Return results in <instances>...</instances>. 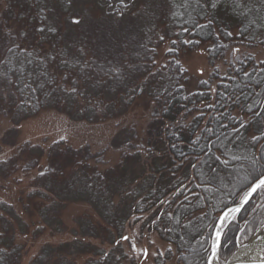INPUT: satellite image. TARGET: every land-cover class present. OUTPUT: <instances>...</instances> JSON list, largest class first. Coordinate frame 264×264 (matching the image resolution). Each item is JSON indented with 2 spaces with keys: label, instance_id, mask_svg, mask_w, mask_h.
Instances as JSON below:
<instances>
[{
  "label": "trees",
  "instance_id": "16d2710c",
  "mask_svg": "<svg viewBox=\"0 0 264 264\" xmlns=\"http://www.w3.org/2000/svg\"><path fill=\"white\" fill-rule=\"evenodd\" d=\"M71 1H7L6 39L0 51V102H15L16 108H12L14 127L5 132L6 137L12 139L14 130L23 126L30 129L31 137L57 139L49 150L47 171L54 154L73 165L71 172L76 176L79 169L99 173V166L108 162L112 145L122 138L123 144L121 139L115 147L123 151L120 167L130 155L145 166L152 179L143 176L142 184L129 188L126 195L133 196L129 210L117 221L119 228L113 234L72 237L67 230L58 229L38 238L26 235L28 245L17 255V264H24L26 258L31 264L44 247L53 251L49 264H62L64 259L69 264L85 260L86 264H108L110 250L120 249L126 242L128 248L123 253L133 256L136 264H167L172 256L173 264H207L217 216L237 204L255 182L253 178L264 173V0H162V24L153 31L156 40L143 56L122 53L97 62L111 73L110 80L117 74L113 67L141 68L145 78L131 84L130 93L122 87L115 96L104 89L111 86L105 73L88 70L91 58L82 52L87 47L82 36L73 34L77 36L74 43L84 45L75 54L70 43L57 39L56 31L47 25L44 4L51 2L69 12ZM83 1L102 4V17L107 10L108 15L120 18L121 6L135 0ZM191 56L196 66L195 84L189 78ZM145 79L155 85L138 91ZM138 98L145 102L133 103ZM124 107L127 110L121 117L130 115L131 124L110 126L107 131L111 134L99 151L90 154L83 150L90 144L86 140L81 148L68 145L69 130L81 134L83 141L84 136H90L85 134L87 128L110 121L106 113ZM121 133L124 135L119 137ZM137 136L143 137L142 143L134 141ZM130 146L137 151H129ZM7 153H0L1 162L12 161L14 154ZM23 154L28 155L26 150ZM154 157L165 164L153 166ZM23 167L16 165L7 176L13 178L20 172L28 178ZM42 176L47 177L45 173ZM259 196L260 190L225 227L217 252L220 264H225L236 244L249 240L263 222L264 205L257 208L256 203ZM124 230L130 233L126 240L119 236ZM74 244L81 249L72 255L59 254ZM149 244L151 258L150 251L144 258L143 249ZM83 245H92L93 252H85Z\"/></svg>",
  "mask_w": 264,
  "mask_h": 264
},
{
  "label": "rangeland",
  "instance_id": "374dc122",
  "mask_svg": "<svg viewBox=\"0 0 264 264\" xmlns=\"http://www.w3.org/2000/svg\"><path fill=\"white\" fill-rule=\"evenodd\" d=\"M7 1L8 0H0V51L6 39L3 36L5 31L3 29L6 28L4 25L5 22L8 21L6 18L7 16L4 14L7 7ZM164 8L165 5L162 0H135L128 5L125 4L124 6H121L123 17L118 18L112 14L108 15L106 9V15L105 17H102L104 15L102 4H99L96 1L86 2L83 0H72L69 12H62L56 7V5L52 6L51 2L44 4L42 12L45 15V19L48 23L47 25L50 28L55 29L57 39L61 40L62 38L66 43L68 41L72 47L71 50L75 54H79L84 45H76L74 42H76L75 40H77V36L73 37V34L75 35L76 33L77 35H81L87 46L86 50H83L82 52L83 54L86 53L87 56L92 59L89 60L91 65H87L88 70L97 74L105 73L110 80L111 73L107 71L105 67L103 68L101 64L97 65V62H102L103 60H101V58L103 57L118 56L122 53H128L133 58L143 56L148 45L151 46L153 44L152 42L156 40L153 39V31L162 24L161 18L164 14ZM55 9H58L59 11ZM73 17L78 18L80 23L73 24L71 22ZM261 25L263 26V24ZM72 30L74 32H71ZM68 34H71L72 37ZM93 60L96 61V64H93ZM121 66L113 67V70H116L117 74L110 81L108 80L111 83V86L109 88L108 86L104 88L108 89L106 91L107 94L111 92L112 96L117 95L122 87H126L129 91L131 84L141 78H145L143 73H141V68L139 66H134L132 69L128 68L126 65H124L123 68H120ZM188 67L190 81L195 84L196 77H194V74L196 66L194 63V57L192 56L189 59ZM122 74L126 76V80ZM154 85L155 82L153 80L145 79L136 89L139 91L144 87L145 89H148L149 86L152 87ZM1 93L6 96L5 91H2ZM137 102L141 104L145 101L138 98V100L133 103ZM15 104V102H0V111L4 112L3 116L6 117L10 114L13 116L12 108L15 107ZM119 110H122V108L111 109L106 113L107 115H105V117H110V121L97 125L92 124V126H94L91 129L87 128L88 131L85 134H89L90 136H84L83 141H81V134L69 130L66 137L68 138V145L71 148H81L80 146L83 144L85 145V142L89 141L90 144L82 149L90 152V154L95 153L94 151H99L100 145L107 142L109 135L111 134V132L109 133L107 131V129L111 130L110 126L117 127L116 125L118 124L121 125V127H127L129 126V123L131 124L132 117L130 115H127V117H121L125 110H127L126 107H124L122 111ZM110 115L115 116L113 117ZM20 120L21 119H18L17 121ZM1 123L0 126L2 125ZM10 124H6L7 128L10 127ZM37 125L38 123L32 128H35ZM82 126L83 125H78L80 129ZM85 128L86 127H84V129ZM3 130H5V127L2 129L1 133H3ZM22 133L23 131L21 130H14L12 133V139L6 137V134L4 133L2 136L0 134L1 144L11 146L10 154H14L11 158L12 161H7L6 163L0 161V178L7 177L12 171H15L16 169L13 167H16V165H23L24 167L21 168V170H27L24 171L25 174H30L29 170L36 168L37 165L43 167L40 171L45 169V160L41 162L45 153L44 149L41 152L37 144L33 143L31 140H24V134ZM130 133L132 134V132ZM123 135L124 133H121L119 134V137H122ZM142 138L143 137L137 136V140L134 141L142 143ZM40 139L46 142V140L40 136L37 138L35 137L36 141ZM121 139L122 138L117 139L115 143L118 145ZM128 140L131 141L130 139ZM123 141L124 140L122 139L120 145L123 144ZM117 145H112L114 148L111 149L110 154L107 156L108 162L105 163L106 165L103 163L99 166L98 169L100 171L98 170L99 173L97 174H94L92 171L79 169L76 171L78 172V176H76L74 172H71L73 170L71 166L73 165L65 162L64 158L53 154V160H50V165L48 167L50 168L48 172L51 173L47 177L48 185L46 188V191L49 194L51 193V195H48L39 189L38 192H40L41 195H38L39 198L33 203V213L31 219L28 221L22 217L19 218L22 215L20 212L17 215V212L14 211V204L6 205L0 203V264H17V255L20 254V250L23 248L24 244L28 245V242L24 239L26 233L29 232V229L36 228V233H30L28 235L30 237H41L42 233L43 235L48 233L52 234L56 230L62 229L67 230L72 237L97 235L101 238H106L107 235L111 233L113 234L115 229L119 228L117 226V221L126 216V212L129 210V203L131 202L130 199L133 198L132 195H126L127 191L129 188L132 190V188H137V186L142 184L143 176H145L148 181H150L149 179H152V176H149V174L146 173L147 170L145 169V166L139 160L130 159V155L125 156L126 159L121 163L122 165L120 167L118 161L119 156H122L123 151L116 149L115 147ZM29 147L31 148L29 149ZM23 150H26L28 155L23 154ZM63 150L64 148L61 149V151ZM129 151L136 152L137 149L130 146ZM98 153L99 152L96 154ZM162 161V158L154 157L151 162L153 163V166L156 165L158 168H161L163 164H165ZM158 183L159 182L155 183V185H158ZM243 196L244 194L241 196L240 200ZM256 203L258 206L257 208L264 205V191H260V196ZM88 206L91 208V211ZM22 214L25 215L26 213L22 212ZM60 216H62V218ZM218 217L219 215L217 218ZM229 220L230 219H228V221ZM158 226L160 227L161 225L158 224ZM130 229L131 227H128L127 230ZM121 233L122 235L119 236L130 238V233L128 231L124 230ZM262 233H264V220L254 233V236L249 240H242L236 244V248L228 258L227 262L232 259L233 255L239 250L242 249L243 253L249 251V243L257 234L261 235L257 242L260 241L262 251L257 248L259 245L256 242L257 246H254V251L249 257L256 260L264 259V236ZM72 237H70L71 239L66 237V240H72ZM214 238L215 233L213 228L210 240V250L215 240ZM127 244L129 243L126 242V244L122 245L120 249L116 248L114 251L110 250L108 264H112V262L113 264H136L133 256L123 253L124 248H128ZM82 247L85 252L90 253H92L94 249L92 245H83ZM80 249L81 246L79 247L74 244L73 246L71 245L65 248L64 251L61 249L59 254L66 252L72 255ZM151 249L152 246L150 244L147 245V248L143 249L142 254L144 255V258H148L149 251L151 258ZM40 250V254L31 261V264H49V262L52 261L53 251H48V247H44ZM242 258L248 257L243 255ZM174 259L175 257L172 256L167 264L175 263ZM23 262L24 264H28L29 258L24 259ZM86 262L87 260H85L83 264H86ZM62 264H69V262L64 259ZM216 264H220L218 260L216 261Z\"/></svg>",
  "mask_w": 264,
  "mask_h": 264
},
{
  "label": "flooded vegetation",
  "instance_id": "af4514ba",
  "mask_svg": "<svg viewBox=\"0 0 264 264\" xmlns=\"http://www.w3.org/2000/svg\"><path fill=\"white\" fill-rule=\"evenodd\" d=\"M3 115L0 116V123L2 122L1 123L2 125L0 126L1 127L0 128L1 136L3 133L5 134V132L7 130L14 127L13 126V120L15 119L11 114L7 115L6 117ZM5 123L7 125L11 123L9 125L10 127L7 128ZM37 123H35V124H37ZM4 127H5V130H3V133H1L2 129ZM29 130L28 131H27V129L25 130L24 127L22 126L21 131H23L22 134H24V140H31L33 143L37 144L41 152L44 149L45 153H44V156H43L41 162H43V160H45V169L43 171H40L41 169H43V167L41 165H37L36 168H34L33 170H30V174H29L28 178L21 177L20 172H18L14 175L13 178H9V176H7V177L2 178L0 180V203L6 204V205L7 204H10V205L14 204V206H15L14 211L17 212V215L19 214V212L22 215L19 218L22 217L24 219H27V221L31 219V216L33 213V203H35L37 201V199L39 198L38 195H41L40 192H38L39 189L44 191L46 194L51 195V193L49 194L46 191V188L48 185L47 184L48 171H46L47 170L46 169L47 163H48L47 157H48L51 145L58 142V140L54 139V138H49L48 140H46V142H44L42 139L36 141L35 137H31L29 135V133H28ZM1 136H0V140H1ZM0 145H1V148H0L1 152L0 153H2V155H5V151H6V152H8L7 154L9 155L10 150H11V146L6 145V144H1V141H0ZM14 149H16V148H14ZM40 154H42V153H40ZM36 158H37V155H36ZM41 173H45V175H47V177H43L41 175ZM90 209L91 208L89 207V210ZM22 212H24L26 214L23 215ZM60 217L62 218V216H60ZM27 230H26V232H27ZM30 233H33V234L36 233V228L35 229H29V232L26 233V235H29Z\"/></svg>",
  "mask_w": 264,
  "mask_h": 264
},
{
  "label": "snow or ice",
  "instance_id": "6c2138e0",
  "mask_svg": "<svg viewBox=\"0 0 264 264\" xmlns=\"http://www.w3.org/2000/svg\"><path fill=\"white\" fill-rule=\"evenodd\" d=\"M213 7H215V4H213ZM73 24H79L80 20L78 18L73 17L72 21ZM55 29H50V31H54ZM40 31H43V29H40ZM231 35V33H229ZM238 51V50H237ZM247 75V73H245ZM75 91V89H73ZM253 139H259V137H253ZM219 159V157H217ZM44 173H41L43 175ZM245 180L249 179L248 176L244 177ZM255 180L254 183L251 184V187L248 188L247 192L244 193V196L241 200V205L246 203L249 198L253 195V193L257 192L258 190L264 191V173L260 174L258 178H253ZM240 211V207H234L230 208L227 212H225L223 215L220 216V226H223V223L225 220L232 219L235 217V214ZM220 238V233H217V240ZM122 239H128V237H123ZM216 255V244L213 243L212 246V256L214 257ZM209 264H211V258L209 260Z\"/></svg>",
  "mask_w": 264,
  "mask_h": 264
},
{
  "label": "water",
  "instance_id": "95a60500",
  "mask_svg": "<svg viewBox=\"0 0 264 264\" xmlns=\"http://www.w3.org/2000/svg\"><path fill=\"white\" fill-rule=\"evenodd\" d=\"M255 193H253V195H254ZM253 195L249 198V200L246 202V203H244L243 205H241V200L237 203V204H235L234 206H231V207H229V208H227L226 210H224L221 214H220V216L221 215H223L225 212H227L230 208H234V207H237V206H239L240 207V210L251 200V198L253 197ZM220 216L218 217V219H217V221H216V224H215V228H214V233L216 234V231H217V228H218V223H219V221H220ZM228 222L229 221H227L226 222V224H225V226L228 224ZM225 226H224V228H225ZM224 228L222 229V230H219L218 232L220 233V238H219V240H217V235H216V237H215V240H214V242L213 243H215L216 244V255H217V252H218V247H219V244H220V240H221V237H222V233H223V230H224ZM212 246H213V244H212ZM212 246H211V250H210V254H209V256H208V259H207V264H209V260H210V258L212 259L213 258V256H212ZM216 255H215V257H216ZM226 264H264V259H259V260H251V259H239V260H234V261H231V259L226 263Z\"/></svg>",
  "mask_w": 264,
  "mask_h": 264
},
{
  "label": "bare ground",
  "instance_id": "6f19581e",
  "mask_svg": "<svg viewBox=\"0 0 264 264\" xmlns=\"http://www.w3.org/2000/svg\"><path fill=\"white\" fill-rule=\"evenodd\" d=\"M227 221H228V220H225V221H224L223 226H220V221H219V223H218V228H217V231H216L215 237H216L218 231H219V230H222V229L224 228V226H225V224H226ZM254 235H255V234H254ZM254 235H253V236H254ZM262 235L264 236V233H262ZM260 236H261L260 234H257V235L252 239V241L249 243V247H250L249 251L243 253L242 249L239 250L236 254L233 255L231 261L239 260V259H251V257H249V255H251V254L253 253L254 248L257 246V244L259 245V246H257V248L260 249V251H262V247H260V241L257 242V241L259 240V237H260ZM214 239H215V238H214ZM256 242H257V244H256ZM254 246H255V247H254ZM243 255H246V257H248V258H242ZM251 260H256V259H251ZM216 261H217V256H216V257L214 256V257L211 259V264H216Z\"/></svg>",
  "mask_w": 264,
  "mask_h": 264
}]
</instances>
